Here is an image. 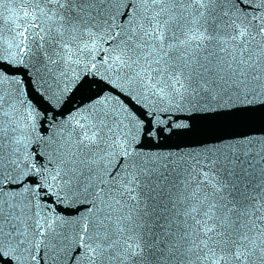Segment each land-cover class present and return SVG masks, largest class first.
Here are the masks:
<instances>
[{
  "label": "snow or ice",
  "instance_id": "6c2138e0",
  "mask_svg": "<svg viewBox=\"0 0 264 264\" xmlns=\"http://www.w3.org/2000/svg\"><path fill=\"white\" fill-rule=\"evenodd\" d=\"M0 264H264V0H0Z\"/></svg>",
  "mask_w": 264,
  "mask_h": 264
},
{
  "label": "water",
  "instance_id": "95a60500",
  "mask_svg": "<svg viewBox=\"0 0 264 264\" xmlns=\"http://www.w3.org/2000/svg\"><path fill=\"white\" fill-rule=\"evenodd\" d=\"M71 105L69 103H66L63 108L61 109H57L56 111L59 112V111H65L68 107H70Z\"/></svg>",
  "mask_w": 264,
  "mask_h": 264
}]
</instances>
